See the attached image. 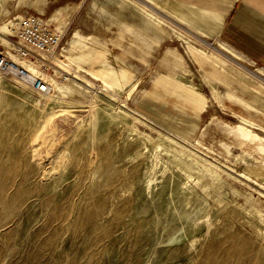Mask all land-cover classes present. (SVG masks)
Instances as JSON below:
<instances>
[{
	"label": "rangeland",
	"instance_id": "1",
	"mask_svg": "<svg viewBox=\"0 0 264 264\" xmlns=\"http://www.w3.org/2000/svg\"><path fill=\"white\" fill-rule=\"evenodd\" d=\"M146 6L0 0V24L63 30L29 60L32 81L0 73V264H264V132L238 127L264 128L242 80L264 90L260 66ZM168 8L212 30L210 15ZM99 55L124 69L113 90L88 75Z\"/></svg>",
	"mask_w": 264,
	"mask_h": 264
},
{
	"label": "crops",
	"instance_id": "2",
	"mask_svg": "<svg viewBox=\"0 0 264 264\" xmlns=\"http://www.w3.org/2000/svg\"><path fill=\"white\" fill-rule=\"evenodd\" d=\"M156 1L166 5L173 18L185 22L206 38H214L217 43L226 45L241 55L244 61L257 63L264 71V0H233V3L224 0H190V3L175 0L197 13L210 15L213 22L210 32L192 26L186 16L171 11L168 8L170 0Z\"/></svg>",
	"mask_w": 264,
	"mask_h": 264
},
{
	"label": "built area",
	"instance_id": "3",
	"mask_svg": "<svg viewBox=\"0 0 264 264\" xmlns=\"http://www.w3.org/2000/svg\"><path fill=\"white\" fill-rule=\"evenodd\" d=\"M11 28L13 34L8 35L7 39L12 42L13 46L10 47V53L0 51V73L22 82L32 81V74L28 73L26 68L15 61L12 56L19 60L29 61L35 55L52 53L61 43V32L53 29L46 19L36 15L16 18ZM36 87L41 93L48 91L42 80L37 82Z\"/></svg>",
	"mask_w": 264,
	"mask_h": 264
},
{
	"label": "bare ground",
	"instance_id": "4",
	"mask_svg": "<svg viewBox=\"0 0 264 264\" xmlns=\"http://www.w3.org/2000/svg\"><path fill=\"white\" fill-rule=\"evenodd\" d=\"M123 2H125V3H127V4H129V5H139L140 7H141V10L139 11L145 18H147V16H146V12L147 11H150L151 9H149L146 5H148V6H150V7H152V8H154V9H159L162 13H169L168 11H167V9L164 7V6H162V5H160L157 1H155V0H143L144 1V3H146V5H144V4H138V3H136L135 2V0H122ZM174 21H176V22H178V23H181V24H183V23H185V22H183V21H181V20H178V19H175L174 18ZM12 25H13V21H10L9 23H2V24H0V31L1 32H4V33H8V32H13L12 31ZM56 30L57 31H59V32H61L62 33V27H60V26H56ZM198 33L202 36V37H205L206 38V36L203 34V33H201V32H199L198 31ZM9 35V34H8ZM11 35V34H10ZM63 36V35H62ZM61 36V37H62ZM0 44L1 45H5V46H8V47H12L13 45H12V42L9 40V39H7V37H4L3 35H1L0 34ZM218 47H219V50H220V52L221 53H223V54H225V55H227L228 57H230V58H232V59H234V60H236L237 62H245L244 61V59H243V57L241 56V55H239V54H237V53H235L233 50H231L230 48H228L226 45H224V44H222V43H218V45H217ZM190 50L192 51V53L194 54V55H198V54H202L203 55V53L200 51V50H198L197 48H195L194 46H191L190 47ZM7 53H10V52H7ZM12 56V55H11ZM49 57V56H48ZM12 58L15 60V61H17L19 64H21V65H23L24 67H27L26 68V71L28 72V73H30V74H34V73H37L38 72V68H37V66L34 64V63H32V62H30V61H26V60H24V61H19V59H17L15 56H12ZM43 58V57H42ZM104 58H105V56H104ZM50 59V58H49ZM48 59V60H49ZM57 59V58H56ZM51 60V59H50ZM53 60H55V59H53ZM95 61L97 62V63H99V65H98V69H93V70H91V71H88V75L92 78V80H94V81H99V82H102V84H103V86L105 87V88H107V89H114V84L110 81V79L109 78H113V79H117L118 78V75L119 74H122L123 72H124V69L123 68H120V69H113V68H111L106 62H105V60L103 59V56L102 55H99L97 58H95ZM55 62V61H54ZM53 61H52V63H54ZM55 63H58V65L60 66V68H62V69H67L68 68V70H69V65L68 64H66V62H64V61H56ZM241 64V63H240ZM57 65V66H58ZM243 65V64H242ZM225 70V69H224ZM226 71V70H225ZM66 72V71H65ZM68 72H70V71H68ZM67 72V73H68ZM258 72V75H260V76H262V77H264V71L263 70H259V71H257ZM79 75V74H78ZM77 77V76H76ZM78 78L79 79H83L82 77H80V76H78ZM242 80L244 81V82H246L245 84L252 90V91H254V93L250 96V103H251V105L253 106V107H255V108H257V109H261L262 111H264V99L262 98V94L264 93V90L262 89V88H260L259 86H257L256 84H254V83H252V82H250V81H248V80H246L245 78H242ZM83 81H86V80H84L83 79ZM87 83H88V85L89 86H93V83H91V81L89 82V81H86ZM248 83V84H247ZM52 85L56 88V89H58L59 91H61L62 92V89L60 88V87H58L57 85H56V83L55 82H53L52 81ZM243 92L246 94V92L243 90ZM63 93V92H62ZM256 116H259L258 114H255ZM242 121L247 125V126H243V125H239L238 127L240 128V129H243V130H245V131H247V132H249V133H253L254 135H258L256 132H254V130L253 129H257V130H260V131H263L264 132V128H261V127H259V126H257L256 124H254V123H252V122H250V121H247V120H244V119H242ZM194 129H196V124L195 123H193V126H192ZM258 166V165H257ZM262 166V165H261ZM243 177H245L247 180H251L252 178L249 176V175H242ZM254 183L255 184H257V182H255L254 181Z\"/></svg>",
	"mask_w": 264,
	"mask_h": 264
}]
</instances>
